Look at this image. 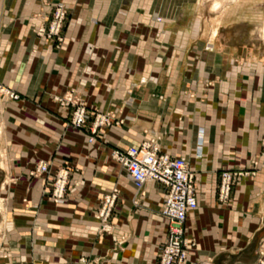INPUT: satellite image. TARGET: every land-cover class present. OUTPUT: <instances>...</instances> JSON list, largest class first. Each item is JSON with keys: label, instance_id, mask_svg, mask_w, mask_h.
Wrapping results in <instances>:
<instances>
[{"label": "crops", "instance_id": "0c3cea01", "mask_svg": "<svg viewBox=\"0 0 264 264\" xmlns=\"http://www.w3.org/2000/svg\"><path fill=\"white\" fill-rule=\"evenodd\" d=\"M58 1L75 13L68 46L54 58L32 25L45 24L50 3ZM79 55L94 60L86 64ZM119 71L139 87L129 97L132 90L113 91ZM0 82L22 97L0 100V264L103 257L132 232L133 248H124L121 264H155L167 234L159 214L164 189L144 186L143 201L158 217L128 219L136 188L111 157L113 149L148 138L161 152L184 157L195 175L199 208L186 221L196 241L189 261L213 262L229 252L233 264L256 262L249 247L264 231V0H0ZM53 86L57 94L78 87L87 112L110 114L111 126L92 143L90 122L63 132L70 111L44 94ZM119 96L128 101L112 103ZM40 160L52 170L78 165L86 177L83 200H48L47 184L28 175ZM222 169L247 172L234 178L224 205L216 200ZM115 183V230L95 240L98 222L90 216L99 194Z\"/></svg>", "mask_w": 264, "mask_h": 264}, {"label": "built area", "instance_id": "2783aa9c", "mask_svg": "<svg viewBox=\"0 0 264 264\" xmlns=\"http://www.w3.org/2000/svg\"><path fill=\"white\" fill-rule=\"evenodd\" d=\"M64 18L61 8L55 10L54 22L50 26V33L57 32ZM157 21L160 19L157 18ZM44 31L39 30V33ZM2 92L12 100L19 98L18 94L5 87ZM68 104L66 103L65 106ZM74 111L70 117V127L81 130L90 122L88 142L91 143L104 127H110L111 115L98 111L91 116L82 102L73 101ZM200 156V154L198 155ZM112 159L125 171L129 180L134 184L136 191H142L146 183L156 182L164 189L163 200L160 204V216L167 222L166 238L158 253L157 264H194L188 259L189 250L194 248L195 240L187 235L186 221L188 215L199 208L197 201L196 178L188 161L167 152H161L154 138L143 140L139 145H132L125 150L113 149ZM69 168L62 166L52 170L51 164L38 161L28 175L41 178L49 187L48 200L58 203L65 199L68 188ZM247 172L222 169L219 172V184L216 199L225 203L232 192L234 178L245 175ZM116 199L115 191L107 193L102 200L99 216L106 221L114 208ZM110 226L105 222L104 231H109ZM264 246V244H263ZM79 264H87L86 258H79ZM255 264H264V252Z\"/></svg>", "mask_w": 264, "mask_h": 264}, {"label": "rangeland", "instance_id": "374dc122", "mask_svg": "<svg viewBox=\"0 0 264 264\" xmlns=\"http://www.w3.org/2000/svg\"><path fill=\"white\" fill-rule=\"evenodd\" d=\"M58 8L62 9V11L64 13V18L60 23V28L58 29V31L57 32L53 31L52 33H50L49 30H50L51 24L54 22L55 10ZM47 11L49 12L48 21L45 24H42V23H40L41 21H39V23H40L39 24V23H37L38 19H36L37 21H35L32 26H33V29L35 32V36H36L37 40L40 42V44L42 46H44V45L47 46L48 50H50L51 53L54 54V58H57L59 53L61 52V50L65 49L68 46L69 40L66 36L67 27H68V24H69L71 18L74 16L75 12L73 10V7H70V5L66 6L65 3L59 2V1L56 3H53V4L50 3ZM36 16H37V14H36ZM39 30H42L44 32L39 33ZM100 41H103V39L100 38V40H98L97 43H99ZM95 46L97 47V45H95ZM48 50H46V51H48ZM32 51L33 52L35 51L36 53L38 52L34 49ZM44 54H45L44 51L39 52L40 56H43ZM76 56H78V54ZM79 56L80 57L78 58V60L80 61V59H82V56L81 55H79ZM74 58H75V56H74ZM93 60H94L93 56L88 55V57L86 59H84V60L82 59V61H80V62L87 64L89 62H93ZM54 69H55L54 70L55 72H53V74L58 73L57 67H54ZM68 73H69V71L65 70L63 75L67 76ZM95 75H96V77L99 76V74L97 75V73ZM125 75H126V78L128 79L129 75L127 73L125 74V71L124 72L119 71V75L117 76L115 84L113 85L115 87V88L113 87L114 88L113 91H114V93H117V94H123V92H125V91L132 90L131 93H126V96L129 97V95L133 94L134 91H136L139 87L131 86V85H133L134 81L132 84H130L129 82L126 83V81L124 80ZM117 79L120 81L117 82ZM129 79H131V77ZM125 85L126 86L128 85V87L131 86V88H127V87L125 88ZM1 87H5L9 90L16 92L12 87H8L6 84L0 82V100L12 101V102L22 100V97L18 92H16L19 96V98L17 100L10 99L8 96H6L2 92ZM105 87L107 89V86H105ZM45 93L47 94L48 98H50L53 102L58 104L60 107L68 108L70 111V117H71V115L74 111V108H75L74 105H72L73 101H78V102L80 101L83 103V97H82L83 94H81L79 92V88L76 86L69 87L62 94H57L56 93V86H53L51 88H48V90H46L44 92V94ZM127 97L125 98V100L124 99L121 100V96L114 97L115 99H114V101H112V103L116 104L117 101L120 100V102H122V104L123 103L125 104L124 101H128ZM66 103L68 104L67 106H65ZM36 105L38 106V108L43 109V107L39 104V102H37ZM69 120H70V118H69ZM69 120L66 122L65 126L63 127V132H66L68 130H73V132L77 131L75 128L70 127ZM87 141H88V138H87ZM105 142H107V141H105ZM84 148L86 150L90 151L93 147H92V145H89V146H84ZM56 149L58 151L59 147H57ZM40 161H44V160H40ZM67 167L69 168V170H68L69 175H68V188L66 190L65 198L67 197L69 200V198L72 196V199L76 203H80L83 200L82 199L83 198L82 193H83V189H84V185H85L84 183H85L86 177L84 176L82 170L80 169V167L78 165L73 164V165H70ZM90 167H91L93 174L97 175L101 171V168L96 164V162L91 163ZM218 184H219V180L217 182V187H218ZM144 190H145V187L143 188V191ZM113 191H115V193H116L114 208H113L112 212L110 213L109 217L106 219V221H103V219L99 216L101 208H102V200L104 199V197L106 196V194L108 192L111 193ZM141 192L142 191H138V192L135 191L134 197L132 198V204L130 206L129 213H128V219H130L132 221L135 217H141L143 219L149 220L150 217L153 215L157 216V217L159 216V214L156 213V211H153L149 207V202L143 201V195L141 194ZM118 195H119V187L116 183L114 185H112L111 187L106 188L103 192H101V194H99V197L97 198L96 210L90 216L91 218H93V220L98 222V225L96 226L97 228L95 230V233H96L95 234V240L114 232L115 227H114V224L112 222V219L116 216L117 206H119V204H117ZM216 196H217V194H216ZM230 197H231V194H230ZM228 201H229V199L225 203H220L217 200L218 203L223 204V205L226 204ZM72 220L74 222L77 221V219H75V218H73ZM105 222L110 226L109 231H104V223ZM156 229L159 230V228H156ZM263 233H264V231L258 233L256 235V237L253 239L251 246L249 247V250L252 251V253L254 255H256L255 261L258 260L259 255H260V251L264 252V246L260 242V237L262 236ZM155 234H156V232H155ZM135 237H136V235H134V232H132V233L126 234L125 236H121L120 238H117L116 240H114L112 246L110 248H108L107 252L104 254L103 257H100V256H98V257L95 256L93 258L80 257V259L86 258L87 264H105L108 260L111 261V260H113V258H115V256L118 255V259L114 260V262H115V264H121L120 256H121L122 251L124 250V248L126 246L133 248L132 241ZM195 243H196V241H195ZM162 244L159 246L158 253L161 250ZM92 252L95 253L94 250ZM245 252H248V251H244V253ZM232 254H235V253H231V255L229 252L228 253L226 252L224 254L223 253L219 254L216 257V259H213V262H209L207 259H203V258L199 257L196 261H194V264H233L234 262H231V258H234L235 256H233ZM225 256L230 257V259H227ZM107 258H110V259H107ZM78 260H79V258L75 261L69 262L68 264H79ZM131 261L129 264L139 263L138 261H132V262ZM233 261H236V260H233ZM157 262H158V257H156V263L155 264H157ZM253 264H255V262Z\"/></svg>", "mask_w": 264, "mask_h": 264}]
</instances>
